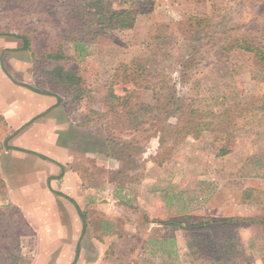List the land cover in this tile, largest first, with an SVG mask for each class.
Masks as SVG:
<instances>
[{"label":"rangeland","instance_id":"374dc122","mask_svg":"<svg viewBox=\"0 0 264 264\" xmlns=\"http://www.w3.org/2000/svg\"><path fill=\"white\" fill-rule=\"evenodd\" d=\"M5 1L0 0L2 11L6 9ZM88 1L63 0L65 5L53 17L34 13L28 18L17 17L15 22L24 26L23 34L29 33L32 49L38 56L58 49L62 42L64 52L78 58L81 87L86 94L66 108L78 128L72 147L74 162L87 160L88 185L98 195L84 212L87 223L84 239L97 240L102 247H88V258L78 259L75 264L95 261L100 253L103 264H200L189 255L181 231L158 228L155 222L181 220L196 224L213 218L264 217V202L249 205L242 200L248 190H254L259 200L264 199V180L246 176L251 167L248 161L264 152V116L236 118L231 140L227 141L219 130H212L178 143L169 140L166 151L160 148L157 137L148 138V134L142 133L124 135V139L139 143L134 144L137 148L131 168L103 153L105 138L97 136L92 128L94 124L88 126V121L97 118L92 112H103L102 100L118 66L134 61L150 75L158 79L166 77L177 90L178 105L198 91L205 97V105L215 104L211 98L217 96L218 83H227L238 93L242 104L256 105L264 96V78L255 76L254 62L241 54L221 59L213 50L226 30H234L232 35L246 33L264 46V0H102L104 13L124 12L129 17V27L100 33L95 43L87 44L82 52L74 43L62 41L60 34L62 17L71 12L72 6L78 7L83 20L88 18ZM194 17L206 19L208 28H190ZM0 22L6 31L20 34L5 12L0 13ZM92 25L96 27L95 23ZM190 60H194L191 69H196L193 78L201 79L199 90L191 92V80L184 79L182 73V65ZM41 81L38 89L52 90L46 76ZM53 91L60 92L64 104L69 101L68 94L61 89ZM140 99L151 102L150 92L140 93ZM217 103H222V99ZM177 107H171L172 116L167 125L175 124L177 116L173 113ZM8 131L0 120V152ZM225 146L230 154L219 156ZM120 170L123 175L118 174ZM5 191L8 197L6 185ZM7 197L0 199L3 211L17 207ZM8 226H13L11 221ZM31 230L28 236L20 238L21 264H71L57 262L62 249L48 247L52 241L45 236L47 233L42 232L39 239ZM238 232L247 255L244 264H263L264 229L242 223ZM165 234L176 240L177 254L170 257L166 252H173L171 242L163 244V252L157 253V247L150 244L153 239L161 241ZM68 235L71 237L72 232ZM40 240L47 247L38 248ZM3 244L0 264H10L12 243Z\"/></svg>","mask_w":264,"mask_h":264},{"label":"trees","instance_id":"16d2710c","mask_svg":"<svg viewBox=\"0 0 264 264\" xmlns=\"http://www.w3.org/2000/svg\"><path fill=\"white\" fill-rule=\"evenodd\" d=\"M32 1V3H30ZM4 11L10 19V24L18 26L15 22L17 17L28 18L36 13L40 16H55L59 7L65 5L63 0H6ZM97 2L92 6L91 3ZM31 5H30V4ZM71 7V5H70ZM121 13H108L103 10L102 0L88 1V18L83 22V16L77 6L71 7V12L62 17L63 27L60 38L62 41L72 42L85 52L87 44L95 43V40L102 32L114 29H127L129 17ZM190 28L195 30L207 29L206 19H191ZM96 24L94 28L92 24ZM24 49L28 50L33 57L34 72L37 82V92L53 94L59 98V103H64L60 92L53 89H61L68 94L65 104L69 106L82 100L86 91L81 87V77L78 69V58L76 55H69L64 52V45L61 42L58 49L43 52L38 56L32 49V41L29 33L23 34V25L18 26ZM234 30H226L222 38L216 44L213 53L218 58L230 57L231 54L248 56L254 62L255 76L264 78V46L259 39H250L246 33L234 34ZM193 61L190 60L182 65L183 78L191 80L190 92L199 90L201 79H194ZM47 77V83L51 91L38 89L42 85L41 77ZM193 78V79H192ZM174 85L163 77L158 79L149 74L137 61L130 64H120L115 71L112 83L110 84L105 97L103 98V112H92L96 119L88 121L92 125L97 136L105 138L106 156L119 162H125L128 168L135 163L134 152L137 148L134 139L126 140L124 135L142 133L148 134V138L157 137L160 148L168 149L169 140L178 143L188 137L199 138L203 132L219 130L225 134L226 140L234 138L233 130L235 119L248 117L250 119L259 115L264 116V96L255 105H244L237 92H233L227 83H222L217 89V96L211 98L215 104L205 105V97H201L198 91L192 98L178 105L179 99ZM151 94V102L141 101L140 93ZM90 93V91H89ZM222 99V103H217ZM178 106L173 113L177 116L175 124L167 125L166 121L172 116L171 107ZM217 106V110L215 109ZM99 126V127H97ZM233 128V129H232ZM227 146L220 150L219 156L230 154ZM250 169L246 176L254 179L264 180V152L255 155L248 161ZM125 168V167H124ZM130 170V169H129ZM123 175V170L118 172ZM116 180L113 182L115 183ZM0 199L7 197L5 184L0 179ZM254 190L243 193L242 200L249 205L263 203L254 196ZM10 211H3L0 207V247L3 242L11 241L9 255L10 264H21L22 255L20 249V238L28 236L32 230L20 210L17 207H10ZM84 221V214L78 209ZM15 219H18L16 221ZM11 221L13 226H8ZM158 228L164 230H179L183 234L185 247L193 261L200 264H244L247 260L246 250L240 238L238 229L242 223L258 225L264 229V217L255 218H213L202 220L196 224L184 223L181 220L156 221ZM161 241L153 239L151 245L157 247V252H163V244L171 242L173 252H166L170 257L177 254L176 240L174 237L167 238L165 234ZM7 262L10 259H6ZM264 264V257L262 259ZM75 264V263H74Z\"/></svg>","mask_w":264,"mask_h":264},{"label":"crops","instance_id":"0c3cea01","mask_svg":"<svg viewBox=\"0 0 264 264\" xmlns=\"http://www.w3.org/2000/svg\"><path fill=\"white\" fill-rule=\"evenodd\" d=\"M34 89L32 54L0 22V120L9 130L0 152V179L8 201L20 208L39 239L45 232L52 241L48 247L62 249L57 262L74 264L88 258V247H102L97 240L85 241L87 223L78 211L87 212L98 195L88 185L87 160L74 162L78 128L72 113L57 96ZM41 247H47L42 240ZM97 257L88 264H103V253Z\"/></svg>","mask_w":264,"mask_h":264}]
</instances>
